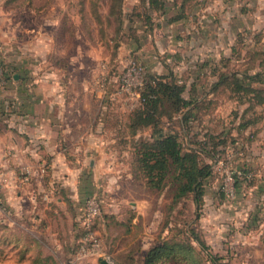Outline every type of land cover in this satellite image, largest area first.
Returning <instances> with one entry per match:
<instances>
[{
  "label": "rangeland",
  "instance_id": "1",
  "mask_svg": "<svg viewBox=\"0 0 264 264\" xmlns=\"http://www.w3.org/2000/svg\"><path fill=\"white\" fill-rule=\"evenodd\" d=\"M1 3L7 6L16 28L28 31V35L19 38L23 44L32 43L40 51L51 49L52 62L66 63L67 72L76 79L75 97L87 102L86 111L77 108L79 120L84 124L91 119L93 130L100 131V137L105 138V149L112 151L108 161L118 165L116 171L109 170L106 174L113 178L120 173L129 179H120V189L109 196L106 191L102 192L106 185L97 192L103 199L94 229L101 256L80 257V237L78 241L68 237L69 224L59 234L63 251L58 253L54 252L49 235L42 238L18 227L11 229L1 213L0 264H49L53 256L63 264H100L101 261L142 264L145 253L165 241L184 250V254L180 251L176 262L167 257L156 264H207L209 254L216 264H264V0H207L205 3L217 4L220 11L224 8L222 13L229 5L253 7V28L239 31L248 38L235 48L239 54L230 61L229 68L260 76L258 81H250L251 88L259 94L231 93L233 87L225 85L214 102L211 100L208 107H202L203 125L212 126L215 135L225 132L226 140L223 146L217 147L215 160L202 155V163L211 166L212 174L205 185L200 210L189 195L174 200L171 176L161 191L149 189L140 180L135 150L139 139H148L152 129H141L132 135L131 115L140 106L130 109L126 102L132 100L128 95H111L116 88L115 76L125 73L132 62L160 76L166 75L169 69L163 62L172 52L160 56V71L153 66L154 39L143 30L147 0H0ZM250 55H253L252 61L244 59ZM103 66L109 77L106 94L96 86ZM184 75L178 74L177 85H182ZM85 80L89 91L82 96L76 90ZM209 81L213 83L214 78L210 77ZM159 112L161 122L157 127L176 133L183 149L192 145L190 141L200 139L196 127L189 133L181 129L177 116L172 117L165 103ZM216 143L211 141V146ZM119 198L139 201V214L128 205L121 206L116 215L108 214L109 204L104 199Z\"/></svg>",
  "mask_w": 264,
  "mask_h": 264
},
{
  "label": "crops",
  "instance_id": "2",
  "mask_svg": "<svg viewBox=\"0 0 264 264\" xmlns=\"http://www.w3.org/2000/svg\"><path fill=\"white\" fill-rule=\"evenodd\" d=\"M162 1L164 14L153 15L156 29L149 36L155 44L153 66L160 71V56L172 52L163 63L174 74H185L183 81L188 84L200 75L221 69L223 60L236 59L239 53L235 48L248 38L239 31L253 28V7L229 5L231 11L227 8L222 13L224 8L220 11L215 3L207 6V0H193L185 7L186 19L172 22L180 4L175 7L174 0ZM7 11L1 3L0 63L6 66L10 80L0 90V172L7 174L3 188L5 211L0 214H4L11 229L18 227L42 238L49 235L54 252L59 253L63 248L58 238L65 224H69L70 239L78 241L80 237L77 219L83 200L105 185L102 192L106 191L107 196L118 192L120 179L129 176L119 173L109 178L106 174L116 171L118 165L108 161L112 151L105 149L101 132L95 130V134L91 119L83 124L78 118V110L86 111L87 102L75 97V77L67 72L66 63L51 61V49L40 51L32 43L23 44L19 38L28 35V31H19ZM79 86L76 91L86 96L88 82L81 81ZM112 93L116 95V88ZM72 112L75 116H71ZM25 170L30 174L29 180L22 182ZM104 201L109 204L108 214H118L124 205L137 215L140 211L137 200ZM49 264L63 263L53 256Z\"/></svg>",
  "mask_w": 264,
  "mask_h": 264
},
{
  "label": "trees",
  "instance_id": "3",
  "mask_svg": "<svg viewBox=\"0 0 264 264\" xmlns=\"http://www.w3.org/2000/svg\"><path fill=\"white\" fill-rule=\"evenodd\" d=\"M192 1L175 0V7L178 6V3L180 4L178 6L179 11L178 15L170 21L186 19L185 7ZM164 10L165 4L162 0H147V15L146 22L143 23V30L149 36L156 29L153 15H162ZM252 58L253 55L248 58L244 57L245 60L250 61L253 60ZM221 63V69L212 70L210 75H200L189 84L182 80L181 86L177 85L178 75L170 71L169 67H166L168 70L164 76L151 74L146 70L141 97L143 102L137 110L132 112L129 123V128L134 136L141 129H152V134L148 139H139L138 148L135 150L140 180L149 189L161 191L165 187V180L171 176L172 186L175 188L174 200L189 195L192 197L197 210L201 209L205 185L212 174L211 166L202 163V155L215 160L218 157L217 147L223 146L226 140L225 132L215 135L210 127L203 125L204 118L201 110L208 107L211 100L214 102L217 99L219 90L225 85L233 87L231 93L252 92L259 94L258 90L251 88L250 83L253 79L259 80L260 75L258 73H252L248 70L243 72L231 70L229 59L223 60ZM6 76V80H10L8 73ZM201 76L203 81H200ZM210 77L214 78V81L208 84L207 80ZM164 103L167 110L171 109L172 117L177 116L181 129L187 133L194 130L195 127L198 130L197 137L200 139L190 141L192 145L188 149H183L176 133L171 130L164 131V128L157 127L158 122H161L159 109ZM211 141L217 143L211 146L213 144ZM180 251H183L184 254V250L168 241L153 245L145 253L142 264H156L167 257L176 262L177 259L175 258L177 254L181 253ZM208 259L207 264H216L212 255L209 254Z\"/></svg>",
  "mask_w": 264,
  "mask_h": 264
},
{
  "label": "built area",
  "instance_id": "4",
  "mask_svg": "<svg viewBox=\"0 0 264 264\" xmlns=\"http://www.w3.org/2000/svg\"><path fill=\"white\" fill-rule=\"evenodd\" d=\"M6 66L0 63V90L5 87L7 78ZM145 69L132 62L130 68L125 73L116 75L114 84L116 85V95H128L132 101L126 102L128 108L133 109L137 105H141L142 92L144 90V77ZM109 77L104 66L100 74L97 77L96 86L102 94H106L105 91L109 88ZM42 170V169H41ZM29 172L25 170L22 173V182L29 180ZM7 185V174L0 172V211H5L4 199H3V188ZM103 199L97 194L86 197L79 211L77 219L78 230L80 231L79 239V255L89 257L101 256V245L100 241L95 235V224L101 215V207Z\"/></svg>",
  "mask_w": 264,
  "mask_h": 264
},
{
  "label": "water",
  "instance_id": "5",
  "mask_svg": "<svg viewBox=\"0 0 264 264\" xmlns=\"http://www.w3.org/2000/svg\"><path fill=\"white\" fill-rule=\"evenodd\" d=\"M100 264H107V263H106V262H104V261H101V262H100Z\"/></svg>",
  "mask_w": 264,
  "mask_h": 264
}]
</instances>
